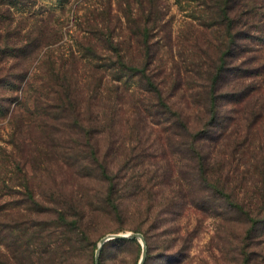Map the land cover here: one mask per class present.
<instances>
[{"label":"trees","instance_id":"obj_1","mask_svg":"<svg viewBox=\"0 0 264 264\" xmlns=\"http://www.w3.org/2000/svg\"><path fill=\"white\" fill-rule=\"evenodd\" d=\"M33 1L0 0V66L14 59L19 67L2 78L12 93L20 87L18 103L32 104L20 122L26 136L9 139L24 164L14 154L0 159L2 189L19 179V195L34 206L30 172L56 186V168L75 166L77 178L102 185L99 201L118 219L130 200L145 204L136 212L149 222L156 198L173 217L188 206L237 215L245 227L235 263L264 264V131H252L264 122V99L257 68L236 61L250 49L242 41L264 34V0H197L199 30L177 51L161 35L169 24L163 0H117L115 10L102 0L76 17L77 49L66 53L52 47L61 38L41 15L29 14L23 28L7 17ZM56 195L61 211L37 230L0 220L8 253L0 251V264H95L83 244L80 200ZM159 222L153 217L149 230Z\"/></svg>","mask_w":264,"mask_h":264},{"label":"rangeland","instance_id":"obj_2","mask_svg":"<svg viewBox=\"0 0 264 264\" xmlns=\"http://www.w3.org/2000/svg\"><path fill=\"white\" fill-rule=\"evenodd\" d=\"M99 1L102 0H69V2L60 5L59 0H34L31 7L26 8L24 5L18 4L14 8H10L6 15L14 20L13 23L18 22L22 28L26 23L24 18L29 14L41 15L61 38L52 47L66 53L68 49H77L75 39L79 38V29L76 26V17L83 14L86 6H94ZM163 3L168 9L166 19L169 24L165 26L161 35L175 45L173 51H177L181 46L188 47L191 39L189 34L196 35L195 30H199V23L195 20L198 10L197 0H163ZM110 4L111 8L115 10L117 0H110ZM29 20L32 19L29 18ZM186 41L187 45H185ZM242 44L250 48L249 52L236 61H247L246 67L257 68V75L254 76V79L258 81V84L260 83L258 88L262 90L264 99V34L256 35L253 40L242 41ZM15 62L16 60L11 59L0 66V80H2L0 83V159L5 155L14 154L17 161L24 164L13 151L9 139L14 132L19 135L22 133L20 122L22 117H26L25 120H28L26 109H32V104L29 103L25 107L24 101L18 103L20 87L15 88L17 90L12 93L9 91L8 81H4L2 78L10 72L18 71L19 67ZM9 77L14 83H19L17 79L10 75ZM249 81L247 79L243 83L246 84ZM19 85L23 87L24 83ZM125 86L128 89H133L135 87L134 80L127 81ZM225 107L234 112L242 108L236 105H226ZM194 114L196 113L193 112L191 115ZM238 115V113H233L234 117ZM259 123L252 129L253 132L264 131V122L261 120ZM25 136V132H23L19 139ZM76 171L79 170L75 166L56 168V186L47 177L39 174L34 176V173L30 172V184L36 194L37 204L34 206L28 201L25 193L19 195L25 192V188L19 184V179L15 178L16 180L13 182L15 188L12 190H3L0 184V220L3 222L8 220V223L10 221L12 223L13 220L19 221L24 223L21 227L29 222L30 231L37 230V223L50 217L54 220V217H57L58 212L61 211L60 204L55 200L57 191H61L65 196L73 192L80 200L79 207L84 215L81 228L87 233V239L83 240V244L94 262L99 241L106 235L140 233L146 237L144 264H236L233 248L236 236L242 235L245 227L242 220L238 223L235 222L238 218L237 215L220 208L201 210L188 206L173 217L157 205L160 198H156L152 204L150 221L152 222L153 217H156L159 219L160 225L157 229L149 230L150 221L147 222L139 217L136 212L138 209L143 210L144 203L127 200L125 202L126 214L122 218H115L99 201L102 185L89 179L77 178ZM84 171L85 169L82 172ZM9 177L10 175L7 176L4 183L9 182ZM63 202L66 203V201ZM194 202H199V200H194ZM39 203L43 206H39ZM44 208L49 210L46 214H36L37 210L42 211ZM4 215L6 216L3 217ZM33 219L35 221H32ZM2 239L3 235L0 236V243H2ZM135 240V242L126 245H108L102 248L101 252H103L102 255L100 252L98 264H138L142 254V245L140 240ZM0 251L2 254H8L3 246H0Z\"/></svg>","mask_w":264,"mask_h":264},{"label":"water","instance_id":"obj_3","mask_svg":"<svg viewBox=\"0 0 264 264\" xmlns=\"http://www.w3.org/2000/svg\"><path fill=\"white\" fill-rule=\"evenodd\" d=\"M117 239H138L142 245V254L138 264H144L146 259V246H145V239L142 234L140 233H116V234H108L103 237L98 244V249L95 254V264H98V258L101 252V249L105 245V243Z\"/></svg>","mask_w":264,"mask_h":264}]
</instances>
